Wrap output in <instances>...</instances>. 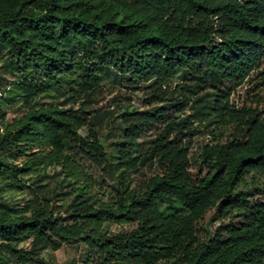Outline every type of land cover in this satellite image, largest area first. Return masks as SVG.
Listing matches in <instances>:
<instances>
[{
    "label": "trees",
    "instance_id": "1",
    "mask_svg": "<svg viewBox=\"0 0 264 264\" xmlns=\"http://www.w3.org/2000/svg\"><path fill=\"white\" fill-rule=\"evenodd\" d=\"M0 61L13 79L0 100L23 110L10 123L0 112V264L40 263L71 243L94 264H264V115L231 102L264 62V0H0ZM104 80L119 94L147 91L151 107L94 110ZM108 120L112 206L84 170L109 163L97 134ZM149 131L148 149H135ZM199 131L227 136L202 149L198 177L189 145ZM143 166L156 172L133 185ZM55 168L71 193L60 207L42 184ZM258 183L255 199L236 194ZM6 191L31 200L15 206ZM212 208L221 223L199 242Z\"/></svg>",
    "mask_w": 264,
    "mask_h": 264
},
{
    "label": "rangeland",
    "instance_id": "2",
    "mask_svg": "<svg viewBox=\"0 0 264 264\" xmlns=\"http://www.w3.org/2000/svg\"><path fill=\"white\" fill-rule=\"evenodd\" d=\"M13 79L9 76L5 69V61H0V90L7 89L9 84ZM177 81L175 80L173 84ZM104 87L103 95L99 98L97 106L94 110L106 111L113 110V106L117 103H127L129 102L133 108L140 111H146L151 106H148L144 102L146 98L147 91H138L133 94L129 92L113 89L107 80L102 82ZM40 102L46 105L56 104L57 99L52 97L41 98ZM231 102L236 106V108L246 107L257 109L264 115V62L258 68L257 73H255L250 81H248L242 88L236 90L231 97ZM21 103H16L13 106H7L4 100H0V112L5 114V121L10 123L15 119H18L23 110L20 109ZM225 131V130H224ZM221 134H215L212 136H207L203 131H199L195 136L192 137L189 145V161L191 164V173L193 176H203L206 173L204 165L201 164L200 155L202 149L205 146L213 145L216 143H222L227 136L226 132ZM113 125H111V120L106 121L101 127L97 129V134L99 138V143L102 146L105 153L108 154L109 163L107 167L97 168L91 163L86 162L84 164L85 173L88 176L94 178V180L100 184L101 187L95 189L97 193V198H99L103 203L112 206L114 201L115 192L113 188L115 186V181L109 175L114 171L115 161L111 158L115 152L111 144L113 140ZM81 136L85 137L86 130L81 131ZM154 139V132L149 131L144 134V136L138 140L135 149L146 150L150 146V143ZM22 160H19L21 162ZM18 162V163H19ZM156 169L148 168L147 166L141 167L136 173L129 175V178L134 184H137L140 180L146 177L154 175ZM115 176V173H113ZM44 179L42 184L46 186L47 189H54L57 193V198L54 202L56 207L65 206L71 197L70 186L68 182H63V176L60 174L59 169H49L44 172ZM261 187V185L255 184L253 186L241 185L236 190V194H242L248 199H255L256 192ZM2 198L7 200L10 204L18 207H24L27 201L31 200V195L28 191L15 192L6 191L1 194ZM221 221L217 216V210L215 208L210 209L203 216L198 228L196 237L199 242H204L206 239L210 238L217 227L220 225ZM132 225L129 223L123 225L106 224L103 226V231L107 235L115 234L119 231H129ZM97 245H100V241H95ZM19 248L24 252L29 250V242H25L19 246ZM96 259V254H89L86 245L81 243H71L62 246L59 250L52 252L51 250H46L39 256L40 263H28V264H94ZM166 264V263H161ZM169 264V263H167Z\"/></svg>",
    "mask_w": 264,
    "mask_h": 264
},
{
    "label": "built area",
    "instance_id": "3",
    "mask_svg": "<svg viewBox=\"0 0 264 264\" xmlns=\"http://www.w3.org/2000/svg\"><path fill=\"white\" fill-rule=\"evenodd\" d=\"M0 96H1V93H0Z\"/></svg>",
    "mask_w": 264,
    "mask_h": 264
}]
</instances>
